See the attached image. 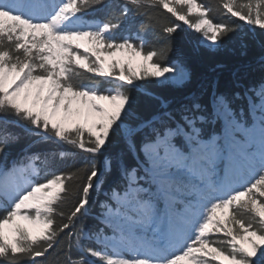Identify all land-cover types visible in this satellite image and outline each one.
Returning <instances> with one entry per match:
<instances>
[{
	"label": "snow or ice",
	"instance_id": "obj_1",
	"mask_svg": "<svg viewBox=\"0 0 264 264\" xmlns=\"http://www.w3.org/2000/svg\"><path fill=\"white\" fill-rule=\"evenodd\" d=\"M97 5L113 7L106 0H0V260L44 258L66 233L65 264H264V81L232 98L214 93L210 108L193 98L178 120L167 111L139 120L133 92L146 89L141 82L179 86L190 74L181 62L161 63L167 44L146 47L140 32L117 34L131 25L133 9L157 6L207 47H221L239 26L215 22L202 0H124L107 17L90 19ZM220 7L264 30V0H221ZM92 78L107 87L84 83ZM217 122L221 134L205 138L201 126ZM10 125L33 143L71 145L91 157L117 137L125 141L138 163L127 168L115 159L123 183L100 203L103 227L89 232L82 223L103 186L96 160L64 173L49 167L56 153H31L7 168L5 147L20 138ZM144 129L150 134L137 149L133 138ZM113 163L105 158V172Z\"/></svg>",
	"mask_w": 264,
	"mask_h": 264
},
{
	"label": "trees",
	"instance_id": "obj_2",
	"mask_svg": "<svg viewBox=\"0 0 264 264\" xmlns=\"http://www.w3.org/2000/svg\"><path fill=\"white\" fill-rule=\"evenodd\" d=\"M106 2L113 7L104 10L102 6L97 5L89 10L88 17L90 19H103L110 15L117 6L122 5L124 0H106ZM202 2L208 6L209 16L215 22H226L239 26L238 30L232 34V38L227 39L219 48L201 44L202 36L200 33L188 25H183L182 21H176L170 13L158 6L146 8L143 12H137L133 9L131 25L118 30V35H132L133 37L137 32H140L148 42L146 47L160 49L167 44L170 51L159 57L161 63L181 62L190 74L187 82L179 86H160L155 80L141 82L146 86V89L133 92L136 101L134 111L139 120H150L153 116L165 111L170 112L178 120L184 106H190L193 98H198L203 105L210 108V100L214 93H223L232 98L235 93H242L246 88L264 81V30L231 17L220 7L221 0H202ZM239 2L243 3L244 0H239ZM173 23L182 24V28L169 36L163 31V28L165 25ZM92 82L97 83L101 88L106 85L100 78H92L91 81L84 80V83ZM145 91L151 94L147 95ZM162 104L166 107H162ZM233 106H243L245 110L247 108L246 104L241 101H234ZM7 119L16 120L17 118L8 116ZM201 127L205 138L213 134L220 135L222 131L219 122L205 123ZM7 130L18 133L20 136L17 142L9 143L5 147L7 153L5 167L7 168L31 153H56L57 155L50 157L49 167L64 173L75 172L78 169L83 170L89 160H96L98 171L101 173L99 179L103 186L99 193H94L91 196L90 214L83 219L82 223L85 230L89 232H94L103 227L98 219L101 211L100 203L107 198L106 194L113 187L119 188L123 183L115 159L120 155L124 166L127 168L135 167L138 163L137 157L128 150L125 141L117 137L111 141L110 146H106L107 151L103 152L102 155L91 157L90 154L71 145L33 143L36 138L23 133L19 127L10 125ZM149 134L150 130L144 129L133 138L137 149H139L145 136ZM61 151L65 152V156L58 155ZM106 157H110L114 161L111 172L104 170ZM79 175L81 179H84L85 171H80ZM77 200L78 196H73L70 205L74 206ZM4 211L3 208H0V215H3ZM62 235L64 239L61 240L60 245L50 250L46 257L37 258L36 261L26 260L25 264H37V261L40 264H65L69 240L66 233ZM85 243L94 248L98 247L92 241ZM71 255L74 258L77 255L74 248ZM0 264H6V262L0 260Z\"/></svg>",
	"mask_w": 264,
	"mask_h": 264
},
{
	"label": "bare ground",
	"instance_id": "obj_3",
	"mask_svg": "<svg viewBox=\"0 0 264 264\" xmlns=\"http://www.w3.org/2000/svg\"><path fill=\"white\" fill-rule=\"evenodd\" d=\"M187 82V81H186ZM105 87H107V85H104V87L103 88H105Z\"/></svg>",
	"mask_w": 264,
	"mask_h": 264
},
{
	"label": "rangeland",
	"instance_id": "obj_4",
	"mask_svg": "<svg viewBox=\"0 0 264 264\" xmlns=\"http://www.w3.org/2000/svg\"><path fill=\"white\" fill-rule=\"evenodd\" d=\"M214 47V46H213Z\"/></svg>",
	"mask_w": 264,
	"mask_h": 264
}]
</instances>
